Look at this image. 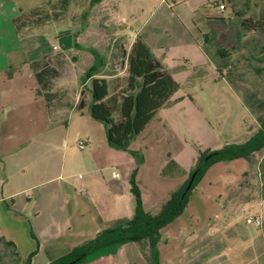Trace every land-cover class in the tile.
Returning <instances> with one entry per match:
<instances>
[{
	"label": "crops",
	"instance_id": "obj_1",
	"mask_svg": "<svg viewBox=\"0 0 264 264\" xmlns=\"http://www.w3.org/2000/svg\"><path fill=\"white\" fill-rule=\"evenodd\" d=\"M21 9L27 11L24 2L0 0V25L10 27L0 29V44L12 38L16 40L15 44L0 48V246L10 249L20 264H27L30 258V264H51L102 230L134 218L131 177L136 161L131 154L111 148L107 132L106 139L103 136L100 140H95L90 133L85 134L82 141L88 152L83 160H76L68 153L63 146L68 131L62 136L56 129L61 108L57 106L55 111L48 108L45 98L38 93L39 84L30 66L34 61L53 56L54 49L52 52L43 50V46L31 41L36 35L17 34L13 20ZM26 41L29 44H25ZM66 44L63 48L68 50ZM33 49L36 52L32 53ZM10 67L15 69L12 78L7 76ZM179 84L181 89L173 97L175 104L162 109L130 147L145 158L137 181L148 212L157 210L169 193L186 179L162 175L170 157L189 172L198 155L195 145L205 151L219 150L229 143L219 138L200 112L195 98ZM199 133H205L212 140L202 142ZM224 163L229 162L218 164ZM75 165L86 168L87 176L80 181L71 179L70 171ZM216 165L194 189L183 214L197 192L213 199L220 196H213L207 189L218 184L209 179ZM253 170L255 165L250 162V170L245 169L242 176L230 184L227 192L233 203L246 202L244 191L238 186ZM232 210L230 214L235 213ZM259 213L264 218V202ZM194 218L199 221L197 216ZM174 222L161 230L159 264H221L216 257L222 256L223 249L237 251L239 257L244 253L241 254L245 249L240 244L227 248L230 244L223 241L221 232L209 234L205 225L183 223L174 230L171 229ZM247 245H252L253 249L252 243L246 242ZM165 246L171 251L162 258L161 247ZM88 264H153V261L146 241L109 247L106 254Z\"/></svg>",
	"mask_w": 264,
	"mask_h": 264
},
{
	"label": "rangeland",
	"instance_id": "obj_2",
	"mask_svg": "<svg viewBox=\"0 0 264 264\" xmlns=\"http://www.w3.org/2000/svg\"><path fill=\"white\" fill-rule=\"evenodd\" d=\"M12 1L24 2L27 11L40 9L57 16V20L42 27L24 30L27 36L36 35L31 41L50 52L54 46L59 47L53 50L55 57L61 49L65 50V43L69 46L58 57L59 64L54 60L62 71L54 91L62 98L57 105L61 111L56 129L62 136L68 131L63 146L72 153V158L80 161L87 155V148H79L86 133L95 140L103 136L106 139L105 124L91 117L89 107L77 110L81 90L85 89L88 102L91 99L83 83L85 73L102 59L105 60L104 74H116L109 80L125 78L122 53L130 50L138 35L173 78L184 85L185 92L195 98L200 112L221 140L242 144L257 131L259 119L264 115V32L247 31L242 22L264 20V0H70L63 10L62 0H9ZM5 28L10 27L0 25V29ZM15 42L13 38L3 41L0 48ZM219 50L226 54L220 55ZM55 110L53 107L52 111ZM199 134V140L204 143L212 140L205 133ZM250 162L254 163L255 171L245 176L238 186L244 191L246 202L240 199L233 203L227 190L245 169L250 170ZM70 173L75 181L87 176L85 166H72ZM209 175L218 184L207 189L213 196L221 197L213 199L197 192L191 206L171 229L177 230L182 223L205 225L209 234L211 231L223 234V241L230 244L227 248L240 244L245 249L240 257L237 251L223 249L222 256L216 257L221 264H264V225L258 227L247 222L256 217H262L264 222L259 213L264 202V150L249 160L217 164ZM230 210L235 213L230 214ZM223 222H228L227 227ZM246 242L252 243L253 249L252 245L245 246ZM107 249L87 256L80 264L90 263L106 254ZM170 249L161 247L162 258ZM246 253L253 255L246 256ZM0 264L20 263L10 249L1 245Z\"/></svg>",
	"mask_w": 264,
	"mask_h": 264
},
{
	"label": "trees",
	"instance_id": "obj_3",
	"mask_svg": "<svg viewBox=\"0 0 264 264\" xmlns=\"http://www.w3.org/2000/svg\"><path fill=\"white\" fill-rule=\"evenodd\" d=\"M70 0H62V10L66 9ZM57 17V16H56ZM51 13L40 9L30 11L20 10L13 23L19 36H25L24 30L36 29L50 21H55ZM242 25L247 31L264 32V20L244 19ZM220 55L226 51L219 50ZM58 54L44 57L30 63L34 76L39 84L38 93L42 95L48 108H57L62 102L61 96L54 91V81L62 76ZM122 63L126 66L125 78L109 80L116 74L102 71L105 60L93 65L84 76V87L89 91L90 102L85 99L86 91L81 90L77 110L83 111L89 107L91 117L106 126L107 142L111 148L131 154L136 167L131 177V192L135 198L134 218L124 224L102 230L95 237L74 247L72 251L51 264H80L85 258L101 249L122 246L128 243L148 242L153 264H159L158 247L161 241V230L180 217L189 205L194 189L215 164L231 162L237 159H250L251 156L264 150V115L260 117V125L244 143H227L219 150L202 151L195 145L198 155L189 172H186L173 158H169L163 168L162 175L167 178L186 177L184 182L161 202L157 210H145L141 188L137 174L144 164L145 158L141 152L130 149L132 143L162 110L175 104L174 95L181 85L173 78L162 62L155 56L152 49L141 35L135 39L129 51L122 53ZM15 69L7 71L9 78L13 77ZM224 75V73L219 70ZM52 106V107H51ZM263 107V106H262ZM196 173L191 189L187 186ZM10 246V244H6ZM29 259L27 264H30Z\"/></svg>",
	"mask_w": 264,
	"mask_h": 264
},
{
	"label": "built area",
	"instance_id": "obj_4",
	"mask_svg": "<svg viewBox=\"0 0 264 264\" xmlns=\"http://www.w3.org/2000/svg\"><path fill=\"white\" fill-rule=\"evenodd\" d=\"M221 9H224V5H221L220 6ZM54 49L57 50L58 47L54 46ZM79 148L81 150H84L85 149V142H80L79 144ZM118 176V175H117ZM249 224H255L257 225L258 227H262L264 225V222H263V219L262 217H256V218H249L248 221H247Z\"/></svg>",
	"mask_w": 264,
	"mask_h": 264
},
{
	"label": "water",
	"instance_id": "obj_5",
	"mask_svg": "<svg viewBox=\"0 0 264 264\" xmlns=\"http://www.w3.org/2000/svg\"><path fill=\"white\" fill-rule=\"evenodd\" d=\"M195 177H196V173L192 176V178H191V180H190V182H189V184L187 186L186 192H188L191 189V186L194 183Z\"/></svg>",
	"mask_w": 264,
	"mask_h": 264
}]
</instances>
